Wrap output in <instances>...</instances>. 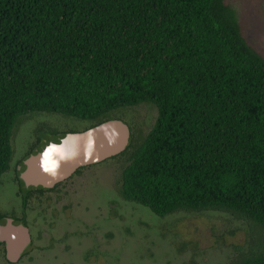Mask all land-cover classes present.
Listing matches in <instances>:
<instances>
[{"label": "trees", "instance_id": "trees-1", "mask_svg": "<svg viewBox=\"0 0 264 264\" xmlns=\"http://www.w3.org/2000/svg\"><path fill=\"white\" fill-rule=\"evenodd\" d=\"M144 102L158 117L144 135L131 126L127 149L112 157L126 159L120 195L159 216L243 219L250 245L231 264H264V57L236 9L225 0H0V178L21 116L59 113L87 129ZM44 144L38 136L28 155ZM15 172L24 209L53 190L26 188Z\"/></svg>", "mask_w": 264, "mask_h": 264}, {"label": "rangeland", "instance_id": "rangeland-1", "mask_svg": "<svg viewBox=\"0 0 264 264\" xmlns=\"http://www.w3.org/2000/svg\"><path fill=\"white\" fill-rule=\"evenodd\" d=\"M236 9L242 35L264 57V0H225ZM144 135L158 109L151 103L116 113ZM88 121L59 113L21 116L12 136L10 170L0 178V212L25 216L33 238L28 254L0 264H231L249 248L246 221L219 210L179 211L159 216L119 193L125 157L81 169L55 190L36 193L27 208L15 167L28 156L38 136L52 130L84 129ZM52 135V134H51Z\"/></svg>", "mask_w": 264, "mask_h": 264}, {"label": "water", "instance_id": "water-1", "mask_svg": "<svg viewBox=\"0 0 264 264\" xmlns=\"http://www.w3.org/2000/svg\"><path fill=\"white\" fill-rule=\"evenodd\" d=\"M132 136L131 125L122 118H111L84 130L66 132L31 153L18 166L26 188H54L79 168L103 162L124 152ZM0 241L7 243V257L18 261L32 242L29 226L6 217L0 222Z\"/></svg>", "mask_w": 264, "mask_h": 264}, {"label": "flooded vegetation", "instance_id": "flooded-vegetation-1", "mask_svg": "<svg viewBox=\"0 0 264 264\" xmlns=\"http://www.w3.org/2000/svg\"><path fill=\"white\" fill-rule=\"evenodd\" d=\"M50 137H52L51 139H53V138H56V136H53V135H49ZM30 155V154H29ZM28 155V156H29ZM27 156V157H28ZM26 157V158H27ZM21 164V163H20ZM20 164H18L17 165V170L19 171V169H18V166L20 165ZM89 166V165H88ZM86 167V166H85ZM85 167H81V168H79L78 170H80V169H83V168H85ZM76 171L71 177H69L68 179H70V178H72L76 173H78V172H80V171ZM20 178V177H19ZM67 179V180H68ZM66 181V180H65ZM24 182V181H23ZM64 182V181H63ZM63 182H60V183H58L57 185L59 186L61 183H63ZM25 184V183H24ZM56 185V186H57ZM54 187V188H51V189H53V190H55L57 187ZM20 188V187H19ZM49 191H52V190H49ZM20 192H21V190H20ZM46 192H48V191H46ZM45 193V192H44ZM22 195V194H21ZM33 196V195H32ZM32 196L29 198V200L32 198ZM6 217H12V218H14L15 219V222H19V220H21V221H23L24 223H26L27 225H29L28 224V222H27V219H26V216H25V212H24V214H22L21 216H19V215H10V214H6V213H3V212H0V222H2V221H5V218ZM32 235V234H31ZM32 244H33V238H32V242H31V244L26 248V250L24 251V253H23V255H22V257L23 256H25L26 254H28V252H29V249H30V247L32 246ZM7 252H8V249H7V243H6V241H0V258L1 257H4L8 262H11V263H16V262H18V261H20L21 260V258L18 260V261H16V262H12V261H10L9 259H8V257H7Z\"/></svg>", "mask_w": 264, "mask_h": 264}]
</instances>
